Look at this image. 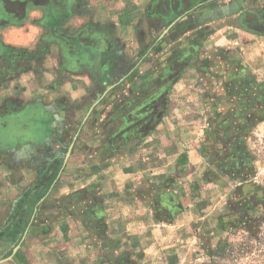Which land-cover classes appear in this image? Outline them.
<instances>
[{
	"label": "crops",
	"instance_id": "obj_1",
	"mask_svg": "<svg viewBox=\"0 0 264 264\" xmlns=\"http://www.w3.org/2000/svg\"><path fill=\"white\" fill-rule=\"evenodd\" d=\"M22 1L6 0V23L41 8L56 11L57 28L84 26L67 44L55 38L60 62L50 70L29 63L33 27L8 28L13 41L0 43V264H186L193 232L222 242L224 216L241 215L222 190L227 141H236L224 120L249 92L240 77L264 81V36L221 25L201 38L204 63L192 61L169 84L168 60L186 40L177 36L194 18L185 15L189 0L167 12L159 6L171 0H96L92 15L73 11L78 0ZM212 20L202 23L215 28L220 19ZM96 24L117 28L114 40ZM163 87H171L166 109L143 135L135 119ZM134 102L140 109L128 113ZM209 110L213 135L198 122ZM210 164L221 170L214 179L201 176Z\"/></svg>",
	"mask_w": 264,
	"mask_h": 264
},
{
	"label": "rangeland",
	"instance_id": "obj_2",
	"mask_svg": "<svg viewBox=\"0 0 264 264\" xmlns=\"http://www.w3.org/2000/svg\"><path fill=\"white\" fill-rule=\"evenodd\" d=\"M19 1L23 2L22 0ZM92 1L96 0H88V3H86L87 0H78L73 11L76 14H94L93 9L95 8L94 6H91ZM171 1L172 3L169 5L166 4L164 6H159V11H170V9L179 5L181 2V0ZM189 1L186 3L188 6L190 5L187 9L191 10L185 15H194V18L190 17L184 22L182 26L184 32H180V34L184 36H177V38L186 40L179 43L180 45L177 46V49L173 53L174 56L172 55V58H169L170 60H168L169 67L174 68L168 76L169 81L167 83L169 84L175 82L180 77L183 68L188 66V64L190 65L192 61L197 64L204 63L203 57L205 54L202 53V50L198 49L202 40L201 38H205L207 33H213V31L221 25L223 27L232 26L244 29L242 21L249 17L256 18L261 24H264V0ZM35 2L36 4H39L43 1L35 0ZM198 3H201V5L205 4V7H208L206 10L210 11L211 9L212 12L209 13L211 14L210 19H206L204 16L205 13H207L205 12L206 10L199 12V10L205 7L200 6L198 9H193L194 5ZM58 4L61 7V0L58 1ZM7 5L6 0H0V43L4 45V47H8L10 44L7 43L13 41L11 40V32H13L15 28H18L19 33H22V30H24L23 28H26L25 30H27L29 26L33 27L34 30L30 33L31 40L28 43V47L32 49L31 56L28 58L31 67L36 65L38 68V65H40L43 66L42 68L45 67L50 70L51 66L54 67L56 63L58 64L60 58L54 56L57 54L56 51L58 50L55 49L56 47L58 48V45L54 42L55 38L58 39L61 36L66 39L64 42L67 44L71 39V35L76 34V29L84 26L77 22L73 25L65 24L61 28H57L58 25L55 26L54 24V21L58 18L56 16V11L54 12L50 10L49 12H46L41 8H31L26 14L27 19L25 20L27 22L6 23L5 20L7 19V16L3 13L2 7L7 11ZM10 9H12V7ZM15 10L19 11L18 16L24 15L23 13L25 12V9L16 7ZM221 11L222 16L220 18L215 17V15H220ZM96 14L98 13H95V15ZM178 18H180V15L176 14L172 21L177 23L179 20ZM217 19L220 20L215 28L203 24L204 21H217ZM46 20H48V23H46ZM94 26L97 32H100L101 34L105 33V35L109 36L112 40H114L113 38L117 35V28L109 29L106 24H96ZM8 28H10V33L6 32ZM254 34L260 35L257 33ZM260 36L264 35L262 34ZM73 37L76 38V36ZM137 37L140 39L139 33L137 34ZM80 40L86 42L91 48H94V50L99 49L97 42L94 43L91 40L86 41V39H82L81 37ZM114 43L122 44V42L118 43V41H114ZM119 49L123 50V48ZM42 53L46 55H43ZM108 53H110V51H108ZM227 53L230 54V52ZM202 54L204 55L203 57ZM2 58L6 60L7 56ZM228 59L230 60V58ZM17 65L18 63H16V66ZM162 66L166 67L168 66V63L166 64L163 60L159 64V69ZM244 78L245 76H242L239 80L245 82L249 81V92L242 91L239 93L240 95L238 96V99L240 100V103L238 104V112H235L232 118L224 120V128L228 129L227 133L230 132L231 129H234L236 141L234 144L227 141L229 142V145H226V150L229 149L230 146L233 147L231 151H227L226 155H228V157L225 158V161L228 165L222 169V173H224V179L222 180L224 182L222 188L224 201L226 199L232 201L235 207L238 206L240 208L241 215L224 216V227L228 231L224 234L225 236L222 238V242L220 241L218 244L212 243L211 240L208 241V238L205 239V236L201 233L193 232L192 235L194 239L191 248L195 249V252H192L191 254L190 263L186 264H264V81H258L255 75L242 80ZM32 84L35 83L32 82ZM133 85L132 82V86ZM170 92L171 87H163L159 90L158 97L164 102V105L159 111L166 109V99L167 96L169 97ZM126 95L130 99H135V96L129 92V88H126ZM154 97H156L155 94L152 98ZM137 104L138 102H134L131 105L132 107L127 109L128 113H137V109H140ZM211 113L212 110L207 112L209 119L207 117V119H202L198 122L200 126L203 125L205 127L209 134L213 135L216 130V121L213 119ZM211 115L212 117L210 118ZM138 119L139 118L136 117L135 122H137ZM139 129H141V127L136 128L137 131ZM134 131L135 130L132 132ZM127 136L132 139L135 137L131 132L127 134ZM131 140L127 142L132 143ZM120 143H124V141H121ZM231 156L234 157V161L230 159ZM231 162L233 163L230 164ZM218 171L221 170H218V168L215 169L214 164H210L205 170L204 168L201 169V176L205 173L208 174L210 178L214 179ZM227 196L228 198H226ZM235 196L238 199H233Z\"/></svg>",
	"mask_w": 264,
	"mask_h": 264
},
{
	"label": "trees",
	"instance_id": "obj_3",
	"mask_svg": "<svg viewBox=\"0 0 264 264\" xmlns=\"http://www.w3.org/2000/svg\"><path fill=\"white\" fill-rule=\"evenodd\" d=\"M242 24L249 31H251L253 33L260 34V35H262V34L264 35V24H261L258 19L253 18V17H249V18L244 19L242 21ZM154 89L155 88H153L152 90H154ZM148 91L150 93L151 89H149ZM155 103H156L155 106H152V104H150V103L145 105L140 110V114L138 113V118L139 117L141 118V120L138 119V121H139L138 124L141 125L140 133H142L143 135L148 134L153 129V127L155 126V123L157 121V115L159 114V112H157V110H160L161 107L164 105V102L162 101V99H158ZM129 132H130V130L126 131L127 134ZM122 135H125V134H122Z\"/></svg>",
	"mask_w": 264,
	"mask_h": 264
}]
</instances>
